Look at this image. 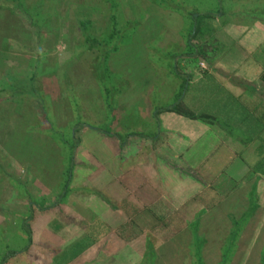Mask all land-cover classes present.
<instances>
[{"label":"rangeland","instance_id":"374dc122","mask_svg":"<svg viewBox=\"0 0 264 264\" xmlns=\"http://www.w3.org/2000/svg\"><path fill=\"white\" fill-rule=\"evenodd\" d=\"M43 5L46 14L30 13L38 31L49 19L45 50L14 16L24 15L21 9L13 15L0 9V47L8 45L0 48L6 55L0 57V91L9 94L2 103L21 116L12 120L15 138L0 161V264H54L75 242L88 250L68 264H264V208L251 192L245 205L240 176L234 168L228 172L224 157L228 99L222 92L210 84L197 87L206 102L200 114H212L227 132L210 160L223 172L212 174L211 188L201 184L199 196L188 189L187 198L173 200L177 176L145 174L146 154L138 152L147 149L145 142L130 138L140 132L153 137L158 124L144 113L184 96L185 81L174 69L181 72L180 57L194 52L186 36L200 53L188 60L192 67L211 52L212 62L228 57V34L218 26L228 0ZM73 8L88 13L85 28L72 17ZM26 101L37 117L23 112ZM52 125L68 132H54ZM75 132L73 149L66 141ZM71 254L69 248L65 257Z\"/></svg>","mask_w":264,"mask_h":264},{"label":"crops","instance_id":"0c3cea01","mask_svg":"<svg viewBox=\"0 0 264 264\" xmlns=\"http://www.w3.org/2000/svg\"><path fill=\"white\" fill-rule=\"evenodd\" d=\"M263 5L261 0H228L227 14L219 17L224 23L218 21V26L228 34V59L224 55L212 62L211 52V56L207 54L192 67L189 61L196 60L200 53L185 35L194 52L180 57L179 61H185L181 72L174 69L185 81L184 96L158 111L144 113L145 118L158 124L153 137H143L142 132L129 136L145 142L147 149L138 151L146 154L145 174L177 176L179 184L170 193L173 200L178 196L182 200L187 198L184 191L188 189L196 191L192 197L199 196L200 190L205 191L201 184L211 188L210 183L216 179L212 174L223 172L211 168L210 160L219 150L216 144L226 141L227 132L218 128V120L212 114L201 115L199 111L206 102L201 100L197 87L210 84L228 99V149L224 156L228 159V172L233 168L238 172L245 205L251 192L257 205L264 208V19L259 15H264ZM204 43L205 39L200 42ZM205 60L210 61V67ZM174 107H178L176 112L169 111ZM200 142L204 145L198 149ZM115 154L120 156V152ZM156 158L161 171L156 170Z\"/></svg>","mask_w":264,"mask_h":264},{"label":"trees","instance_id":"16d2710c","mask_svg":"<svg viewBox=\"0 0 264 264\" xmlns=\"http://www.w3.org/2000/svg\"><path fill=\"white\" fill-rule=\"evenodd\" d=\"M47 1L48 0H0V9L5 11L7 15H13L16 8L21 9L20 11L24 15H21L20 13L15 12L14 16L19 18L20 20H22L24 22V24H26V30H27L30 37L32 35L37 36V38H38L37 46L39 47V50H45V47H43V44L45 43L47 36L51 35V33H49V31H48L49 26L46 28L47 25H44V23L49 22V19L44 18L41 21L43 25H42V28L39 27V31H38L37 30L38 28L35 27L36 25L33 23V17L31 15L30 11L45 13L44 8H43L44 7L43 4ZM19 14H20V17H19ZM87 14L88 13L84 12V10H81L79 8H73L71 10L72 17L79 24L81 29L85 28L84 20L87 19V17H88ZM196 34H197V32H196ZM2 44L5 45L4 43H1V47H2ZM5 46L8 47L7 44ZM116 50H117V48H116ZM3 55L6 56L4 51L1 49L0 50V57H2ZM8 95L9 94L7 92L0 91V161H5V159L8 157L7 155H5V152H7V148H8V146H10L11 138H15V135L10 136L12 128H13V127H11L12 126V120L13 119H21L20 114H18V112L13 108L14 106L11 103L7 104L8 106H4V103H6V99H4V98H8ZM2 102H4V103H2ZM25 105H27V106L24 108L23 112L26 109H28L27 111L33 112V114H35L36 117L39 115L36 108H34L29 101H26ZM177 110H178V107H174L172 109H169V111H171V112H176ZM48 117H50V116H48ZM48 117L46 116V119H48ZM51 124H52V122H51ZM65 128L66 127L61 128V129L59 128L58 129L59 132H58V131H56L57 128H54V126H53V127H51V130H54V132L56 131L57 133L61 134V133H64L66 131ZM66 132H68V131H66ZM76 135H77V132H75L73 134L74 138L71 139L72 141L71 140L66 141L68 143V145L72 144L71 148H73V149H75V147H76V145L73 146L74 139L77 138ZM8 138H10V139L8 140ZM69 173H70V171L68 172V174ZM71 176H72V174H71ZM71 176L67 181H70ZM65 192H67V191L65 190ZM26 229L28 230L29 244H31V242H32V231H31L30 227L28 226V224H26ZM78 244H79L78 242H77V244H76V242L71 243L70 246H68L66 249H64L60 253V255H61L60 257L62 259L63 258L64 259L63 260L61 259L60 263H58L60 257H56L54 264H68V263L75 261L80 256H82L88 249L86 248V245H84L80 249L79 246H77ZM69 248H71L72 254L69 256V258H66L65 254H66V252H68Z\"/></svg>","mask_w":264,"mask_h":264}]
</instances>
